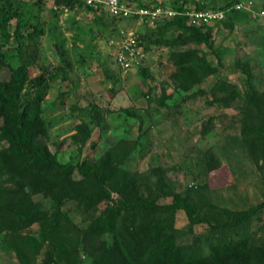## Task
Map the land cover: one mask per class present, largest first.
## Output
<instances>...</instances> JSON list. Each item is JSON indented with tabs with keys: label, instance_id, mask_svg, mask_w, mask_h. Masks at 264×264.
<instances>
[{
	"label": "trees",
	"instance_id": "trees-1",
	"mask_svg": "<svg viewBox=\"0 0 264 264\" xmlns=\"http://www.w3.org/2000/svg\"><path fill=\"white\" fill-rule=\"evenodd\" d=\"M0 1V70H9V78L0 80V240L3 250L15 254V264H264V222L258 229L253 228V218L264 209V201L243 210L219 206L208 195L212 190L209 182L179 191L168 175L169 168L154 166L131 171L125 163L134 148L124 137L97 158L83 155L84 148L91 145L93 126L102 125L99 129L103 133L108 129V111L96 103L71 107L79 119L71 138L83 156L77 161H62L58 153L52 152L46 141L57 116L50 117L43 104L50 89L49 72L41 66V73L32 77L31 67L38 54L27 50L31 40L45 33V23L19 19L12 32L9 23L19 15V8L30 2ZM54 1L71 9L85 7L96 14L97 27H108V35H112L108 39L112 55L114 46L110 39H121L122 30H127L122 23L129 21H140L142 30L152 29L150 35L140 31L146 53L149 43L205 44L218 64L208 60V53L201 48L173 50L169 59L176 67L171 74L176 93L168 94L165 86L159 97L161 107H172L168 101L174 100L176 94L178 105L187 98L207 94V90L197 87L212 75L218 77L225 66L214 45L217 38L211 25L205 21L198 25L187 23L185 12L190 10V0H134L142 7L151 8L154 4L178 11L175 16L158 21L155 27L150 25L148 16L141 20L140 15L118 17L105 9L86 7L78 0ZM245 1L223 0L219 5L215 1L209 5L192 0L195 4L191 6L198 12H222L223 17L214 19L212 26L220 31L227 29L230 35L244 20L243 15L252 12L237 7ZM35 4L42 6L45 1L36 0ZM253 7L256 8L254 0ZM168 32L171 33L167 37ZM7 46L10 48L3 50ZM59 51L65 57L66 51L60 46ZM79 60L84 64L83 58ZM67 66L72 67L69 61ZM137 67L146 85L150 70L144 63ZM240 67L249 88L241 90L223 81L212 88L211 103L229 107L235 100L240 102V140L252 160L264 168V90L250 84L248 63H240ZM63 72L67 79V72ZM229 88L228 94H217L218 90L227 92ZM150 91L145 94L147 98ZM67 94L61 93L63 97ZM211 133V125H204L203 134ZM141 142L139 135L135 143ZM204 162L207 174L222 165L211 148L204 152ZM37 195L50 199V203L37 200ZM180 210L189 219L183 227L177 225ZM204 223L209 229L198 233L196 225ZM35 224L38 228L30 230ZM191 234L193 238L189 240Z\"/></svg>",
	"mask_w": 264,
	"mask_h": 264
},
{
	"label": "rangeland",
	"instance_id": "rangeland-1",
	"mask_svg": "<svg viewBox=\"0 0 264 264\" xmlns=\"http://www.w3.org/2000/svg\"><path fill=\"white\" fill-rule=\"evenodd\" d=\"M26 1H29L30 5L19 8V15L9 23L10 30L12 32L15 30L19 19L29 20L34 24L45 23V33L31 40V45L27 49L29 52L37 51L38 54L30 75L33 77L41 73V66L48 68L50 89L43 104L48 107L49 116L57 117L54 118L55 121L53 120L50 139L46 143L52 152L59 154L62 161H77L83 155L97 158L124 137L129 141V146L134 148L125 163L131 171H145L154 166L169 168L168 175L174 180L179 191L192 184L209 182L212 190L208 195L219 206L243 210L264 201V168H260L252 160L240 140L237 128L240 126L241 118L238 106L240 102L235 100L229 107L218 106L217 102L211 103L214 97L212 88L223 81L235 84L241 90L249 88L240 63L249 65L252 73L250 84L260 91L264 90L263 19L249 13L243 15L244 20L237 23V28L230 35L229 30L220 31L216 25H211L213 35L215 34L217 38L214 45L222 54L225 66L220 69L218 77L212 75L197 87L207 90V94L187 98L180 105L177 103L180 101L177 100L176 94L175 101L167 100L172 107H161L159 97L165 86L168 94L176 93L171 79L176 67L169 59L173 50L201 48L208 53V60L218 64L217 57L205 44L171 46L164 43H147L144 66L150 70V80L145 85L141 70L134 68L124 71L114 62L108 50V39L112 35H108V27L107 30L105 28L100 30L101 28L97 27L96 14L85 7L66 9L64 5H59L54 0H44L45 4L42 6L35 4L36 0ZM196 1H204L209 5L215 1L219 5L223 0ZM254 2L257 9L264 6V0ZM193 4L195 3L192 0L188 3ZM52 7L58 11L55 12ZM122 25L139 34L142 30L138 21H129L128 24ZM150 25L155 27L156 23ZM151 30L143 28L142 33L145 31L150 35ZM170 33L168 32L167 37ZM155 35H152L153 38ZM175 36L176 33L172 35ZM59 46L66 51L65 57L61 55ZM8 48L10 47L7 46L3 50ZM81 58L84 59V64L79 60ZM68 61L72 66L70 68L67 66ZM14 63H18V60L15 59ZM63 68L67 72V79ZM52 75L53 79L50 77ZM7 78L9 70L5 67L0 70V80ZM150 89V98H147L145 94ZM230 89L227 92L218 90L217 94L219 96L228 94ZM25 90L31 92L28 87H25ZM62 92L69 94L63 97ZM191 93L192 91L189 94ZM92 103L108 111L105 123L109 125L104 133L99 129L103 127L102 125L93 126L91 145L84 148L82 155L80 146L71 138L75 132L74 126L79 122V119L74 117L71 107L84 108ZM208 123L211 125L212 133L205 135L203 128ZM139 135L143 142L137 144L135 140ZM209 148L215 150L222 165L207 174L204 152ZM75 174L78 176L77 172ZM35 198L46 205L50 203V199L42 195ZM253 219V228L258 229L264 222V209ZM188 222L186 212L178 211L177 225L183 227ZM37 228L38 224H35L30 230ZM195 228L198 233H205L209 226L204 223L196 225ZM192 238L193 235H189V240ZM17 262L14 253L2 249L0 240V264Z\"/></svg>",
	"mask_w": 264,
	"mask_h": 264
},
{
	"label": "built area",
	"instance_id": "built-area-1",
	"mask_svg": "<svg viewBox=\"0 0 264 264\" xmlns=\"http://www.w3.org/2000/svg\"><path fill=\"white\" fill-rule=\"evenodd\" d=\"M87 5L105 9L112 15L118 17H131L140 15V20L144 16H148L150 24L157 23L163 18L170 17L176 13V11L170 8H164L161 5H152L149 7H142L136 4L134 0H82ZM251 0L240 2L237 4L238 8H244L254 12ZM190 22L192 24H200L202 21L207 23L212 22L216 18L223 17V13L218 12H198L196 10L188 11ZM264 18V9L255 14ZM140 24V21H138ZM122 37L119 40H112L111 44L115 45L116 59L122 65L124 69H129L133 66L139 65L144 57L145 51L142 45V41L139 35L133 30H122Z\"/></svg>",
	"mask_w": 264,
	"mask_h": 264
},
{
	"label": "clouds",
	"instance_id": "clouds-1",
	"mask_svg": "<svg viewBox=\"0 0 264 264\" xmlns=\"http://www.w3.org/2000/svg\"><path fill=\"white\" fill-rule=\"evenodd\" d=\"M78 1H80L81 3H83V4H85V6L86 7H89V5H87L86 4V2H84V1H82V0H78ZM252 1V3H253V0H251ZM253 5V4H252ZM188 7H189V9L190 10H188V11H192V10H195L194 9V7L193 6H191V5H187ZM55 8H57V6H55ZM65 8L66 9H68V7L67 6H65ZM171 9V8H170ZM253 9H254V12L252 11L251 13L250 12H248L250 15H252V16H254V17H256V13L257 12H260V10H262V9H264V6H262V7H259L258 9L257 8H254L253 7ZM173 10V9H172ZM247 10V9H246ZM175 11V10H174ZM188 11H186L185 13H186V15H187V23L188 24H190V25H192V23L190 22V18H189V15L187 14V12ZM247 11H251V10H247ZM178 13V11H176V13L174 14V15H172V16H170V17H173V16H175L176 14ZM170 17H168V18H170ZM167 18V17H166ZM261 19H263L264 20V18H262V17H260ZM164 19V18H163ZM162 19V20H163ZM161 21V20H160ZM158 23V22H157ZM208 24H210V25H212V24H214L213 23V21L212 22H210V23H208ZM139 25V24H138ZM128 30V29H127ZM130 30V29H129ZM138 35H140L137 31H135ZM112 40H114V39H110V45L111 46H114V48H113V58H114V62L118 65V67H120L122 70H124V71H128V69H124L123 67H122V65L118 62V60L116 59V54H115V45H113V44H111V41ZM116 40V39H115ZM141 40V39H140ZM142 41V40H141ZM143 45V44H142ZM143 48H145V46L143 45ZM147 57V53L145 52V57L144 58H146ZM141 63H144V61H142ZM137 66H139V65H136V66H133V67H131V68H129V70H132V69H134V68H138Z\"/></svg>",
	"mask_w": 264,
	"mask_h": 264
}]
</instances>
